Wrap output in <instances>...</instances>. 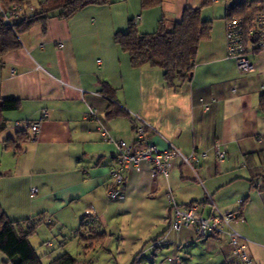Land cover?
Wrapping results in <instances>:
<instances>
[{"label":"crops","instance_id":"1","mask_svg":"<svg viewBox=\"0 0 264 264\" xmlns=\"http://www.w3.org/2000/svg\"><path fill=\"white\" fill-rule=\"evenodd\" d=\"M205 1L163 0L142 9L141 0H111L21 33V47L7 52L0 65V98L20 101L18 109L0 113L7 122L0 133V202L12 220L44 217L48 227L65 225L76 230L82 251V236L104 234L84 253L107 254L118 264H133L137 256L142 261L163 247L178 255L183 248L186 255L190 245L201 246L209 264H235L226 237L198 238L193 226L170 228L172 198L179 205L204 203V215L214 205L240 212L235 227L248 239L251 264H264V51L251 55L253 71L241 73L227 50V13L219 21L208 14L203 17L214 24L199 45L191 80L170 86L162 68L134 66L114 39L138 15V29L153 32L161 18L172 24L186 7L203 8ZM33 5L37 10L39 4ZM111 102L127 113L108 117ZM203 103H210L209 111ZM93 107L114 142L85 117ZM43 111L48 114L33 134L25 121L40 120ZM132 114L150 125L149 142L159 149L174 146L186 155L206 150L208 157L195 165L176 158L167 178L154 176L144 162L140 170L124 172L125 198L113 200L107 191L115 141L136 143ZM21 130H27L23 139ZM8 138L18 141L17 150L5 148ZM217 143L228 150L223 161L216 158ZM32 187L38 189L34 196ZM44 243L55 246L53 240ZM7 260L0 251V264Z\"/></svg>","mask_w":264,"mask_h":264},{"label":"trees","instance_id":"2","mask_svg":"<svg viewBox=\"0 0 264 264\" xmlns=\"http://www.w3.org/2000/svg\"><path fill=\"white\" fill-rule=\"evenodd\" d=\"M215 0H206L205 5ZM230 1V0H227ZM34 0H0V65L4 55L21 47V33L30 29L36 23L47 24L53 17L68 18L80 9L92 4H109L111 0H43L39 3L37 10L33 9ZM163 0H141L142 9L160 6ZM13 5L16 6L13 9ZM255 3H233L227 4L228 19L237 15L250 24L252 13L256 10ZM21 12V16L12 20L7 19L8 14ZM213 21L202 16L201 7L188 6L184 10L181 20L167 24L165 17L161 18L158 28L153 32H141L134 19L129 21L126 30L115 33V42L130 55L131 62L136 67L151 66L160 67L164 71V78L168 85L177 86V83L190 81L196 66L197 54L201 41L211 34ZM104 89L112 93L113 86L104 81ZM264 107V93L261 96ZM20 106L18 99L0 98V113L8 110H16ZM127 112L114 102L107 109V116L113 117ZM133 117V115H132ZM134 121V120H133ZM7 127L6 120H0V133ZM23 139L27 130L17 133ZM14 138L5 140V148L17 150L19 145ZM5 175L0 169V178ZM195 202H191L190 205ZM240 216V212H239ZM39 218V219H38ZM39 221L44 217L25 219L23 224L12 220L0 202V251L5 253L8 260L5 264H79L77 258L70 253H64L48 263L43 262L30 241L37 228ZM104 234L91 233L82 236L85 241L83 250H91ZM133 264H141L137 256Z\"/></svg>","mask_w":264,"mask_h":264},{"label":"built area","instance_id":"3","mask_svg":"<svg viewBox=\"0 0 264 264\" xmlns=\"http://www.w3.org/2000/svg\"><path fill=\"white\" fill-rule=\"evenodd\" d=\"M255 3L256 10L252 13L250 24L237 15L227 19V50L229 56L236 61L238 70L241 73L251 72L255 69L251 55L264 51V0H230L229 6L233 3ZM16 6L13 5V9ZM21 16V12L8 14L7 19L12 20ZM141 16L134 18L138 23ZM203 110L209 111L210 103H203ZM48 112L43 111L42 117L37 121H25L26 127L33 133L39 132L41 119L47 116ZM134 120V131L137 136L135 144H129L124 140L115 141L117 145L116 164L109 171V179L113 184L107 191L109 199L121 200L125 198V176L124 172L129 169L140 170L143 163L151 166L154 176L162 174L167 178L172 170L173 161L179 158L183 163L195 165L208 157V152L193 151L189 155L184 154L178 148L171 146L166 150L159 149L155 144L149 142L150 125L139 115L132 114ZM86 118L96 122L97 130L102 136L113 141L105 123L99 117L97 108H90L85 114ZM16 126L22 125L21 121L15 122ZM215 153L218 161H223L228 156L226 146L220 143L215 145ZM37 187H32L31 195L37 194ZM170 228L179 231L182 227L193 226L198 238L226 237L236 257L235 264H251V251L248 239L235 227L239 219L236 211L223 212L214 205V212L208 215L203 214L204 203H192L190 205H179L174 199L171 200ZM214 204V203H212ZM170 261L174 260L169 258ZM179 260V259H177Z\"/></svg>","mask_w":264,"mask_h":264},{"label":"rangeland","instance_id":"4","mask_svg":"<svg viewBox=\"0 0 264 264\" xmlns=\"http://www.w3.org/2000/svg\"><path fill=\"white\" fill-rule=\"evenodd\" d=\"M34 3L38 5L39 0H35ZM227 4H229V1L227 0H218L216 2L213 1L210 4L203 6L202 16H207L209 14L213 18H216L217 21H219L221 20V16L225 17L227 13ZM120 7L121 5L118 6L119 10L121 9ZM5 211L9 216V212L7 210ZM15 221L23 224V221H25V219H17ZM42 224L45 225L44 229L41 226ZM75 231L76 230L68 228L65 225H59L56 222H53L52 226L48 227L47 219L44 221H39V223L37 224V228L32 235V241L39 254L42 255L43 262L48 263L50 262V260H53L54 258L60 256L65 252H68L72 256L77 258L79 264H118V261L114 257H109L107 254H85L84 251H82L81 246L79 245V236L76 235ZM49 240H53L55 245L54 247L50 248L45 245L46 243L44 242H48ZM188 247L189 251L188 253H186V255L184 251L185 249L183 248L181 249V255L174 254L173 251H169L167 247L153 250L149 254L144 255L141 264H172L169 261V258L176 259V263L180 264V259L177 260L178 257L186 258V260L183 261V264H209L208 259L211 257L207 254L205 256L202 255L203 251L201 246L190 245Z\"/></svg>","mask_w":264,"mask_h":264}]
</instances>
